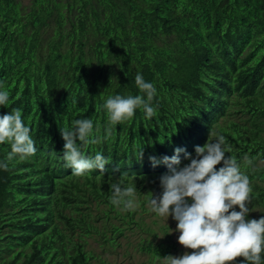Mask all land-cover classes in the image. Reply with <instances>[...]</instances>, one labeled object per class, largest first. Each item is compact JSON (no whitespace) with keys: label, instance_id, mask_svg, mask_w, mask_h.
<instances>
[{"label":"trees","instance_id":"1","mask_svg":"<svg viewBox=\"0 0 264 264\" xmlns=\"http://www.w3.org/2000/svg\"><path fill=\"white\" fill-rule=\"evenodd\" d=\"M137 73L156 89L155 115L137 108L110 125L108 97L144 95ZM3 90L0 115L22 110L36 153L8 162L10 144H0V264H111L89 239L164 264L178 252L170 227L161 236L142 216L169 169L150 157L177 147L195 157L211 128L250 179L248 207L259 213L248 219L264 216V0H0ZM76 119L93 121L98 142L78 147L109 158L103 172L76 176L63 159L60 127ZM121 181L136 188L140 211L110 203Z\"/></svg>","mask_w":264,"mask_h":264},{"label":"clouds","instance_id":"2","mask_svg":"<svg viewBox=\"0 0 264 264\" xmlns=\"http://www.w3.org/2000/svg\"><path fill=\"white\" fill-rule=\"evenodd\" d=\"M135 84L144 95L110 96L103 104L110 125L131 119L137 108H141L148 119L155 115L151 106L156 93L154 85L145 82L139 73L135 76ZM8 101L9 93L0 91V106H6ZM60 132L65 141L63 159L73 175L81 176L95 169L105 170L109 158L101 152L85 156L78 147V141L82 145L98 142L90 139L93 132L91 119L73 120L71 129L60 127ZM107 134L111 136V127ZM4 143L10 144L11 148L6 156L8 162L16 156L24 159L35 155V141L31 137V128L22 120L21 109L13 108L11 112L0 115V144ZM225 145L226 138L211 128L208 142L195 146V157L179 147L171 157L164 156L161 160L150 157L153 166L164 163L169 171L159 178L162 192H150L148 209L158 216H171L177 221L178 243L192 250L181 256L163 257L164 264H235L241 257L240 264H264V216L248 219L252 191L250 179L241 172L237 159L226 155L230 149ZM182 152L190 161L183 166ZM143 155L141 150L138 159ZM244 160L251 164L247 156ZM221 163L223 166L217 170ZM0 167L6 170L8 163H0ZM110 193V203L114 206L127 211L137 207L135 187L124 186L122 181L111 183Z\"/></svg>","mask_w":264,"mask_h":264},{"label":"rangeland","instance_id":"3","mask_svg":"<svg viewBox=\"0 0 264 264\" xmlns=\"http://www.w3.org/2000/svg\"><path fill=\"white\" fill-rule=\"evenodd\" d=\"M29 3H30V0H24V4H29ZM147 186H149L148 183H146V187ZM141 200H144V199L141 198ZM137 207L139 208L140 206H137ZM143 207L145 210L149 212V214H143L142 218H145V222L151 225L152 228L155 229V231L159 233V235L162 236V231H161L162 227H165V228L170 227V234H172L173 240L176 242L177 247H178V252H176L174 256H181L186 251H189V252L192 251L190 249H185L182 245L178 243L179 232L175 231L177 227L176 226L177 223L171 216L169 218L166 216L165 217L156 216L152 214V212L149 211L147 204H145ZM139 211H140V208H139ZM258 213H259V210L255 209L249 212V216L255 217L258 215ZM145 237L146 236L144 235L143 238ZM99 243H102V241L101 240L96 241V239H89L87 247L90 250H94L96 254L103 256V258L107 259L111 264H151L150 261L148 260V256L144 254L133 253L131 259L125 258L123 255L126 250L125 246L118 253L113 254L114 250L108 249L107 251V250H103L99 248L100 247Z\"/></svg>","mask_w":264,"mask_h":264},{"label":"bare ground","instance_id":"4","mask_svg":"<svg viewBox=\"0 0 264 264\" xmlns=\"http://www.w3.org/2000/svg\"><path fill=\"white\" fill-rule=\"evenodd\" d=\"M57 230V229H56Z\"/></svg>","mask_w":264,"mask_h":264}]
</instances>
